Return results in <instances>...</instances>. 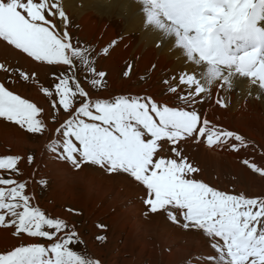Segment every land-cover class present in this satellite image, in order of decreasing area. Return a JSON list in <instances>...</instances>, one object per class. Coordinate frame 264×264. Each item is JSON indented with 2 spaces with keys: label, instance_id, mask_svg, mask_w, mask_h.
<instances>
[{
  "label": "bare ground",
  "instance_id": "obj_1",
  "mask_svg": "<svg viewBox=\"0 0 264 264\" xmlns=\"http://www.w3.org/2000/svg\"><path fill=\"white\" fill-rule=\"evenodd\" d=\"M51 2H58L65 13V17H60L57 12L52 18V21H59L63 35L67 32L70 36L68 24L73 20L79 26V35L92 41L97 52L115 42L107 56L100 55L96 63L99 71L107 77V89L95 95L89 92V98L139 96L150 97L156 103L175 104L178 101L174 97L191 96L180 107L196 110L201 122L207 119L210 126L232 131L244 138V144L230 138L227 143L213 146L204 142L206 137H200V142L191 138L179 142L183 145L182 154L198 169L193 177L230 195L264 198V175L244 163L247 160L264 170V90L259 89L258 81L252 84L251 78L235 75L239 58L244 54L258 51L264 57V0H211L201 6L203 17L198 21L192 18L187 0H170L156 5L160 27L146 25L141 0ZM193 28L196 31H191ZM206 43L220 54L214 62L210 63L201 51ZM181 45L189 47L190 56ZM17 63L32 75V82L44 76L49 67L45 62L32 61L7 42L0 41V65L12 67ZM124 66L132 67L127 78L122 74ZM208 68L219 73L215 80L206 79ZM125 71L126 68L123 73ZM181 76L185 79L192 76L204 82L207 90L195 93V85L182 84ZM226 77H231L232 88L223 83ZM163 81L166 84L161 83ZM170 88L175 92L166 93L165 90ZM26 96L37 99L38 103L43 102L35 85L31 94ZM43 104L41 118L53 136L44 135L43 140L35 145L38 153L34 166L37 170L34 171L40 170L37 177L53 180L49 196L55 204L74 201L94 221L102 219L110 223L108 243L103 245L108 247L110 254L107 252L105 256L103 246L96 247L99 243L87 242L88 250L97 254H92L91 259H98L100 264H215L207 259L218 255L211 247L212 238L203 230L183 228L182 217L174 223L163 210L145 215L147 206L143 203L146 198L143 186L127 174L108 173L97 165L92 169L87 162L74 168L49 152L46 145L55 138V129L60 123L49 125V117L54 115H49L51 109ZM58 118L60 122L67 119L68 114L62 116L59 112ZM16 125L0 119V140L23 158L22 146L27 144L32 148L34 145L26 141L25 131ZM233 144L237 145L235 150ZM172 147L175 145L167 144L169 150L160 152V155L172 158ZM31 174L28 184L35 187L36 175ZM235 180L242 183L240 187H228ZM52 206H47L51 212ZM54 213L60 217L68 216L56 210ZM93 228L92 233L96 232ZM8 233L7 229H0V248L6 250L19 244ZM31 242L33 240H29ZM215 242L223 244L219 238ZM124 253L130 257L124 258Z\"/></svg>",
  "mask_w": 264,
  "mask_h": 264
},
{
  "label": "snow or ice",
  "instance_id": "obj_2",
  "mask_svg": "<svg viewBox=\"0 0 264 264\" xmlns=\"http://www.w3.org/2000/svg\"><path fill=\"white\" fill-rule=\"evenodd\" d=\"M168 2L170 0H141L146 25L160 27L156 5ZM187 2L192 18L198 21L203 17L201 6L211 0ZM57 12L60 17H65L58 2L51 0H0V41L7 42L36 62L70 66L74 59L87 62L84 51L72 47L67 32L60 35L50 30L55 25L49 17L54 18ZM181 46L190 56L189 47ZM19 75L24 80L29 79L24 71ZM98 75L103 77L105 73L99 72ZM218 75L213 71L206 79L215 80ZM235 75L251 78L252 84L258 81L259 89L264 90V57L258 51L244 54L239 58ZM180 82L195 85L197 94L205 92L208 87L192 76L187 79L181 76ZM223 83L229 88L233 86L231 77H226ZM91 85L96 88L102 86V82L93 79ZM42 91L50 98L53 96L46 88ZM77 94L85 98L79 107L74 106ZM55 96L58 104L54 100L52 107L62 108L68 118L59 124L55 138L46 145L49 152L74 168L87 162L108 173L127 174L143 186L146 197L143 203L147 206L145 215L163 210L174 223L182 217L183 228L203 230L212 238L211 247L218 255L207 259L215 264H264V227L258 229L256 226L264 223L261 221L264 198L230 195L195 179L192 174L198 169L187 161L182 154L183 145L179 143L187 138L200 142V137H206L204 142L208 146L227 143L230 138L244 144L241 135L210 126L207 119L201 122L196 110L165 106L151 98L119 95L93 100L79 83L74 91L70 90L67 78L55 85ZM182 99L187 102L191 96ZM41 112L35 103L0 84V117L30 133H43L47 126L40 118ZM167 144L175 145L170 149L174 153L172 158L160 155V152L169 150ZM232 147L235 150L237 145ZM32 159L28 157L29 163ZM19 160V156L0 157V169L16 171ZM244 163L264 175V170L255 164L247 160ZM0 185L5 186L0 187V210L12 217L15 234L27 233L51 241L67 228L63 220L49 218L32 205V197L25 194V182L0 179ZM5 214H0V224L5 222ZM45 227L55 231H46ZM76 237L75 231H69L66 237H57L56 242L48 247L37 244L15 247L0 254V264H100L98 259L85 258L70 247L78 242ZM216 238L223 244L215 242ZM97 239L104 240L105 237Z\"/></svg>",
  "mask_w": 264,
  "mask_h": 264
},
{
  "label": "rangeland",
  "instance_id": "obj_3",
  "mask_svg": "<svg viewBox=\"0 0 264 264\" xmlns=\"http://www.w3.org/2000/svg\"><path fill=\"white\" fill-rule=\"evenodd\" d=\"M50 19H52V17ZM53 24L55 25V28L52 30H55L60 35H63L60 32L59 21L55 20L53 21ZM68 28L71 29V34L70 36H68L69 42L71 41L70 44L72 45V47L80 48L84 51L87 57V62H81L79 59H74L73 65L71 66L63 65V64L48 65L49 67H48L47 73L44 76L37 78V80L33 82H32V75L26 72V70L23 69L22 67H19L18 63L16 65H13L12 67H7V64H4L2 66L5 67V69L0 68V79H1L0 84H3L9 91H12L14 94L21 96V98L28 99L29 102H32V103L35 102L36 105L38 104L37 106H40V108L42 107L41 108L42 110L44 108L43 103L48 105V107L51 109V113H49V115L50 114L54 115L53 118H51V116L49 117V125H52V126L53 125L55 126V124L62 123L64 121V120H61L60 122H58L59 112H62V116L64 115L66 116L68 114V113H65L62 108L54 109L52 107V103L54 100L58 104V98L55 96V85L59 83L61 79L67 78L69 82L70 90L74 91L76 83H79L80 86L84 88L87 93L90 92V94H93V95L98 94V92L101 93L102 91H105L108 86L107 77L106 76L100 77L98 75L100 71L96 63L100 55L103 54L107 56L111 47L115 45V42L111 43L110 45L107 46V48H105L107 49V51L103 49L97 52V47L96 45H92L93 44L92 41H87L86 38L81 37L79 35V26L76 24L75 21L72 20L70 24H68ZM125 68H126L125 72H128L127 76L125 75V73H123ZM122 69H123L122 74H124L125 78H127L129 76V73L131 72L132 67L124 66V68ZM20 71H24L25 75H27L29 79L24 80L20 78V75H19ZM93 79H100L102 82V86H99L96 88L92 87L91 80ZM161 83H164V81ZM29 85H32V86L30 87ZM33 85H35L37 89L40 91V95L41 97H43V102L38 103L37 99L34 100L33 98H30V97L27 98L26 95L31 94V90H33ZM45 88L53 93V96L51 98L45 95V93L42 91V89H45ZM16 89L18 91H16ZM170 91L172 92V88L165 90L166 93H171ZM145 98H150V97H145ZM182 98H186V96L180 95V96L174 97V99L178 101L175 104H166L163 102L158 103V104H162V105L170 106V107H175V106L180 107L185 102V101H181ZM50 99H52L53 101L51 102ZM74 99H75L74 106L79 107L80 103H82L85 98L80 97L79 94H77V96ZM40 118H41V115H40ZM0 119L6 121L2 117H0ZM17 127L20 130L22 129L21 130L22 132L25 131V134L27 135L26 141L32 143L34 146L30 148L27 144H24L21 150L23 151V154H24V157L22 158L20 154L13 153L11 146L6 145L4 141L0 140V157L8 156V155L20 157V160L17 162L16 171L0 169V179H13V180H16L17 182H25L26 184L25 194L32 197V201H31L32 205L35 207H38L49 218L61 219L67 225V228L64 231H62L61 233H57V237H61V236L66 237L69 231H75L77 234L76 239L78 240V242L73 245H70V247H72L74 251L78 252L80 255L84 256L85 258L91 259L90 256L92 254L95 255L96 253L94 254L90 252L87 248L86 243L88 242V244H90L92 242H97L100 245L96 247H99V248L102 247L104 244L108 243V234H109L108 230L110 228L109 220L103 221L102 219H100L98 221H94L92 219V216L85 215L82 207H80L78 203L74 201H69V202L65 201L66 202L65 205L54 203V200L50 198L49 196V193L52 191L53 186H54L53 180L45 179L42 176L37 177L40 173V170H38L37 172L34 171V170H37L36 167L34 166L36 165V157L38 153L35 145H38L40 141L43 140L42 138L44 135H47V137H51L53 135L50 131H48V129L43 133H30L26 130V128L23 129L19 125ZM29 156L33 158L31 163H29L28 161ZM89 166L92 169L97 167L96 165H92L90 163H89ZM30 172L31 173L33 172L34 175H36L34 178V181L37 180L35 182V187L34 186L32 187L30 183L28 184L29 177L32 175ZM27 175L28 177H25ZM241 184L242 183L239 180H235L231 182L228 185V187H233L234 189H236V187H240ZM0 187H5V186L0 185ZM232 191L237 192L235 190H232ZM245 193L248 194L247 190L245 191ZM231 195H238V194H231ZM51 205H53L52 207H54V209L52 208L53 212H51L49 207H47ZM54 210L64 212L68 216L60 217L57 215V213H54ZM0 214H5L4 210H0ZM11 220H12V217L5 214V222L3 224H0V229H3V230L7 229L9 232L8 234L13 239L18 240L17 243L19 244L15 247L28 246L32 244H37V245H41L44 247H48L51 243L56 242L55 240L57 239V237H54L53 240L49 241L47 238H43V237H31L27 233L15 234L16 233L15 226L11 224ZM261 221H264V217H261ZM91 226L94 227L93 229H95L96 232L94 233L91 232V229H92ZM256 226L258 229H260L264 227V223L257 224ZM44 230L50 231V232L55 231L54 229H47L46 227L44 228ZM101 236L105 237V239L98 240L97 237H101ZM29 240H33V242H31L32 244L29 243ZM15 247L9 250H6V248L4 249L0 248V254L6 253V251L13 250ZM107 248L108 247L103 246V249H102L105 256L107 255V252H109V250L107 251ZM123 255H125L124 258L130 257V255H127L126 253H124ZM131 258L134 259L135 257L133 256Z\"/></svg>",
  "mask_w": 264,
  "mask_h": 264
},
{
  "label": "clouds",
  "instance_id": "obj_4",
  "mask_svg": "<svg viewBox=\"0 0 264 264\" xmlns=\"http://www.w3.org/2000/svg\"><path fill=\"white\" fill-rule=\"evenodd\" d=\"M201 51L205 56H207L210 63L214 62L217 59V56L220 55L218 52L211 50L207 43L205 44L204 48L201 49ZM213 71H215L213 68H208L207 75H209Z\"/></svg>",
  "mask_w": 264,
  "mask_h": 264
}]
</instances>
